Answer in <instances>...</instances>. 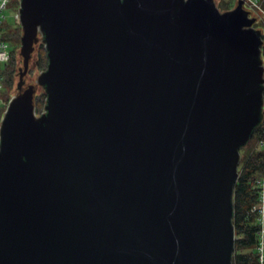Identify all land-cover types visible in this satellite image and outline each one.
Returning <instances> with one entry per match:
<instances>
[{"label":"water","instance_id":"1","mask_svg":"<svg viewBox=\"0 0 264 264\" xmlns=\"http://www.w3.org/2000/svg\"><path fill=\"white\" fill-rule=\"evenodd\" d=\"M236 1L19 0L0 264H231L239 150L264 115L262 33Z\"/></svg>","mask_w":264,"mask_h":264},{"label":"trees","instance_id":"2","mask_svg":"<svg viewBox=\"0 0 264 264\" xmlns=\"http://www.w3.org/2000/svg\"><path fill=\"white\" fill-rule=\"evenodd\" d=\"M264 9V0H259ZM229 9V8H228ZM227 10V9H226ZM20 32L21 26L17 25H8L7 30L4 33V38L13 42V53L15 54V49L18 48L20 44ZM261 49L260 55L264 57V34L261 35ZM35 53L34 64L40 70L46 68V51L43 50L42 45L36 43L33 49ZM16 55H14L6 68L5 74V85L4 93L6 99L13 94V89L15 85V65L14 60ZM263 59V58H262ZM264 67V66H263ZM42 90V89H41ZM264 97V91H263ZM43 98H45V93L41 92L40 95H35L33 98V104L36 107V110H40L43 104ZM261 125L258 124L257 130ZM256 133H252L251 139L253 142L256 141ZM247 147V146H246ZM252 148H248L246 155H243V159L239 162L238 174L235 180L234 189H232L233 202V216L231 218L234 225V235L237 236L233 244V257L231 258V264H254V244L256 243L255 236V225L252 222V217L250 215L247 217V212L250 209V205L255 200V194L251 189L254 182L255 176L258 174L262 161L264 159V150L251 151Z\"/></svg>","mask_w":264,"mask_h":264},{"label":"built area","instance_id":"3","mask_svg":"<svg viewBox=\"0 0 264 264\" xmlns=\"http://www.w3.org/2000/svg\"><path fill=\"white\" fill-rule=\"evenodd\" d=\"M244 5L249 10H254L257 6V9L260 7L259 0H242ZM9 0H0V120L2 117V113H4L6 109V105L8 100L12 97L11 94L9 98L6 99L4 93V85H5V74L6 68L11 60V58L16 55L18 57V48L15 49V54L13 53V47L9 44V39L4 38V33L7 30V22L5 21V7ZM17 10V9H16ZM18 10L15 12L13 16V24H18ZM12 24V25H13ZM39 43V42H38ZM40 44V43H39ZM15 57V58H16ZM15 60V59H13ZM18 67L15 65V71H17ZM14 71V73H15ZM40 71V70H39ZM38 71V72H39ZM15 75V74H14ZM37 75V74H36ZM35 75V76H36ZM35 82V79H34ZM44 102V98H43ZM43 105V104H42ZM43 110V106L40 110H36L35 107V115L39 114ZM262 111L264 112V104H262ZM1 124V121H0ZM261 127L256 133V141L254 142L253 150H264V115L259 123ZM253 194H255V200L250 205V209L247 212V217L250 215L252 217V222L254 223L256 243L254 244V264H264V159L261 164V168L258 174L254 178V182L251 187ZM235 236V235H234ZM237 236H235V239Z\"/></svg>","mask_w":264,"mask_h":264},{"label":"rangeland","instance_id":"4","mask_svg":"<svg viewBox=\"0 0 264 264\" xmlns=\"http://www.w3.org/2000/svg\"><path fill=\"white\" fill-rule=\"evenodd\" d=\"M215 3H216V6L218 7V10L219 11H224L226 9H230L232 7L235 6L236 4V0H213ZM18 2L19 0H9V2H7V5L5 7V21L7 22V24L9 25H12L13 24V16L15 14V12L17 11V6H18ZM260 3V2H259ZM243 7L245 10L249 11V15L250 17H255V22H253L252 26L254 28H258L261 30V33L264 34V9L262 8V5L260 3V7L259 9H257V6L254 10H248L247 7L244 5V2H243ZM15 25V24H13ZM10 45H13V42H9ZM19 46V44H18ZM19 55V53H18ZM21 56L19 55L18 57L15 58L14 60V65H17L18 69L19 67H21ZM34 58H35V53L33 52V56L31 57V59L29 60V69L28 71H26L25 75L23 76V79L25 80V84H29V83H33L34 82V79H35V75L38 73V71L40 70L38 68V66L36 67V64H34ZM263 58V66H264V57L262 56ZM18 69L17 71H15V85H16V82L18 81L17 79V72H18ZM24 84V85H25ZM15 85L13 86L14 89H13V92H15ZM36 94L35 95H40V93L42 92L41 88L40 87H37L36 88ZM254 146V142L252 141L251 142V145L247 146V147H244L242 150H239V153H240V160L243 159V155H246L247 151H248V148H253ZM253 151V149L251 150ZM255 151V150H254ZM239 160V161H240ZM239 164V163H238ZM237 164V167L239 166ZM239 168V167H238Z\"/></svg>","mask_w":264,"mask_h":264},{"label":"flooded vegetation","instance_id":"5","mask_svg":"<svg viewBox=\"0 0 264 264\" xmlns=\"http://www.w3.org/2000/svg\"><path fill=\"white\" fill-rule=\"evenodd\" d=\"M33 56V55H32ZM35 62V61H34Z\"/></svg>","mask_w":264,"mask_h":264}]
</instances>
